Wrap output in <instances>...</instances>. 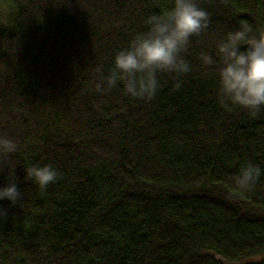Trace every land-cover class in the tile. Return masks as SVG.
<instances>
[{
	"label": "trees",
	"instance_id": "16d2710c",
	"mask_svg": "<svg viewBox=\"0 0 264 264\" xmlns=\"http://www.w3.org/2000/svg\"><path fill=\"white\" fill-rule=\"evenodd\" d=\"M171 3L7 0L0 134L20 150L0 159V186L14 165L25 194L19 206L0 201V264H264V112L225 111L197 59L225 32L264 23V0H199L211 23L179 89L167 74L149 101L96 89ZM245 160L262 170L248 193L229 182ZM34 163L53 165L57 181L24 182Z\"/></svg>",
	"mask_w": 264,
	"mask_h": 264
},
{
	"label": "clouds",
	"instance_id": "9594fccd",
	"mask_svg": "<svg viewBox=\"0 0 264 264\" xmlns=\"http://www.w3.org/2000/svg\"><path fill=\"white\" fill-rule=\"evenodd\" d=\"M147 30L136 33L127 46L112 60L107 75H101L96 89L106 93L122 85V93L134 100L149 101L158 92L162 75H170L179 89L181 78L193 65L187 54L193 38L207 33L211 23L209 12L199 0H172L171 6L148 16ZM200 67L211 69L215 76V95L227 112L244 110L253 117L264 112V23L242 24L213 41L211 50L201 51L197 57ZM103 66L97 68L102 72ZM20 150L19 142L0 134V159L9 160ZM6 170L7 184L0 186V201L19 206L24 192L18 187L16 167ZM24 182L46 189L59 178L51 164H28L24 168ZM261 168L250 160L239 163L230 183L237 191L248 193L257 185ZM8 210L0 207V219Z\"/></svg>",
	"mask_w": 264,
	"mask_h": 264
},
{
	"label": "rangeland",
	"instance_id": "374dc122",
	"mask_svg": "<svg viewBox=\"0 0 264 264\" xmlns=\"http://www.w3.org/2000/svg\"><path fill=\"white\" fill-rule=\"evenodd\" d=\"M7 0H0V13H2L1 15H5L6 11H7V5H6ZM9 14V12H7V14L5 16H7ZM0 18H4L3 16Z\"/></svg>",
	"mask_w": 264,
	"mask_h": 264
}]
</instances>
